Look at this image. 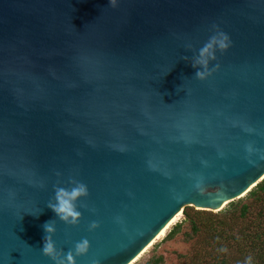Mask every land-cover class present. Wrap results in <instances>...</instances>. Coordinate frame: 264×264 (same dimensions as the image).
Masks as SVG:
<instances>
[{
  "label": "water",
  "instance_id": "1",
  "mask_svg": "<svg viewBox=\"0 0 264 264\" xmlns=\"http://www.w3.org/2000/svg\"><path fill=\"white\" fill-rule=\"evenodd\" d=\"M214 24L233 44L200 80ZM70 177L78 225L47 206ZM263 178L264 0H0V264H55L53 219L58 249L91 242L77 264H128L185 206Z\"/></svg>",
  "mask_w": 264,
  "mask_h": 264
},
{
  "label": "trees",
  "instance_id": "2",
  "mask_svg": "<svg viewBox=\"0 0 264 264\" xmlns=\"http://www.w3.org/2000/svg\"><path fill=\"white\" fill-rule=\"evenodd\" d=\"M220 213L185 206L184 219L168 233H178L188 224L187 238L197 237L201 246L193 249L194 261L185 264H245L248 256L253 264H264V178L246 194L244 200L230 201ZM227 248V252L220 249ZM202 250L204 259L197 253ZM145 264H165L162 255L152 256Z\"/></svg>",
  "mask_w": 264,
  "mask_h": 264
},
{
  "label": "clouds",
  "instance_id": "3",
  "mask_svg": "<svg viewBox=\"0 0 264 264\" xmlns=\"http://www.w3.org/2000/svg\"><path fill=\"white\" fill-rule=\"evenodd\" d=\"M109 4L115 7L117 6V0H109ZM212 27L214 29L213 34L205 42L204 46L198 50V53L191 57L192 66L198 69L195 77L200 80H206L213 72L219 70L220 64L217 63L213 67L210 66L211 62L218 60V51L226 52L233 44L227 32L221 30L218 25L214 24ZM193 47L191 44L187 45L189 49ZM184 59H188V57H184ZM57 175L60 176L62 174L57 172ZM69 183L72 185L70 188L62 187L59 183L55 185L54 198L48 202L47 206L57 214L60 220L69 225H78L83 216L78 207H88L86 203L79 204V202L81 198L89 196V188L86 183L77 180L75 177H70ZM93 211L95 210L93 209ZM115 219L118 223L123 222V218L120 216H117ZM99 226L98 221H92L89 225V230H95ZM42 227L46 233L42 252L55 261V264H77V257L86 255L89 252L91 242L87 238L77 241L74 249H69L67 253L63 249H58L53 239L57 231L55 219L45 222ZM220 251L227 252V248H222ZM91 264H101V261L94 259ZM245 264H253V257L251 255L246 258Z\"/></svg>",
  "mask_w": 264,
  "mask_h": 264
},
{
  "label": "rangeland",
  "instance_id": "4",
  "mask_svg": "<svg viewBox=\"0 0 264 264\" xmlns=\"http://www.w3.org/2000/svg\"><path fill=\"white\" fill-rule=\"evenodd\" d=\"M247 194V193H246ZM246 194L240 198L234 199L237 200H244L246 198ZM227 205H225L219 211H212L214 213H220ZM195 209H198L194 207ZM204 210V209H198ZM208 211V210H207ZM184 219L183 211L182 216L170 227L167 234L163 236L160 240L155 242L138 260H136L133 264H145L152 256L162 255L163 261L165 264H185V262L194 261L192 256L193 249L196 247L201 246L199 243V239L197 237H190L187 238L185 232L189 229L187 223H183L181 230L173 235L172 237L168 236V233L174 228L176 223L182 222ZM200 261L208 262V259H204L203 251L200 250L197 253ZM208 264V263H207Z\"/></svg>",
  "mask_w": 264,
  "mask_h": 264
},
{
  "label": "bare ground",
  "instance_id": "5",
  "mask_svg": "<svg viewBox=\"0 0 264 264\" xmlns=\"http://www.w3.org/2000/svg\"><path fill=\"white\" fill-rule=\"evenodd\" d=\"M246 193L241 195L244 196ZM182 216V210L178 211L157 233V235L128 263L133 264L136 260H138L155 242L160 240L163 236H165L170 229V227Z\"/></svg>",
  "mask_w": 264,
  "mask_h": 264
},
{
  "label": "snow or ice",
  "instance_id": "6",
  "mask_svg": "<svg viewBox=\"0 0 264 264\" xmlns=\"http://www.w3.org/2000/svg\"><path fill=\"white\" fill-rule=\"evenodd\" d=\"M217 211H219V209H217Z\"/></svg>",
  "mask_w": 264,
  "mask_h": 264
}]
</instances>
